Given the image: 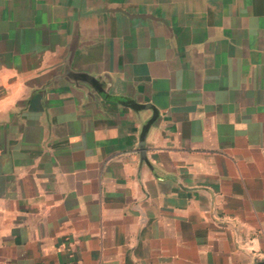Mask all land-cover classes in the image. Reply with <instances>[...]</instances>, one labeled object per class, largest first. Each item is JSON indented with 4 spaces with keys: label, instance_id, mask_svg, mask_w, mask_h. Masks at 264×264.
Segmentation results:
<instances>
[{
    "label": "crops",
    "instance_id": "1",
    "mask_svg": "<svg viewBox=\"0 0 264 264\" xmlns=\"http://www.w3.org/2000/svg\"><path fill=\"white\" fill-rule=\"evenodd\" d=\"M263 259L264 0H0V264Z\"/></svg>",
    "mask_w": 264,
    "mask_h": 264
},
{
    "label": "water",
    "instance_id": "2",
    "mask_svg": "<svg viewBox=\"0 0 264 264\" xmlns=\"http://www.w3.org/2000/svg\"><path fill=\"white\" fill-rule=\"evenodd\" d=\"M139 109H152V107L149 105H142V106H139ZM147 129H148V125H146V127L143 129V132L141 135L140 149H141L142 153H144V151H145L144 140H145Z\"/></svg>",
    "mask_w": 264,
    "mask_h": 264
},
{
    "label": "built area",
    "instance_id": "3",
    "mask_svg": "<svg viewBox=\"0 0 264 264\" xmlns=\"http://www.w3.org/2000/svg\"><path fill=\"white\" fill-rule=\"evenodd\" d=\"M257 264H264V259L263 260H261L259 263H257Z\"/></svg>",
    "mask_w": 264,
    "mask_h": 264
}]
</instances>
